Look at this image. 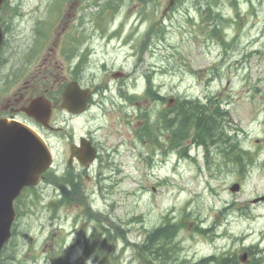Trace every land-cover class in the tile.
Segmentation results:
<instances>
[{
	"label": "rangeland",
	"instance_id": "rangeland-1",
	"mask_svg": "<svg viewBox=\"0 0 264 264\" xmlns=\"http://www.w3.org/2000/svg\"><path fill=\"white\" fill-rule=\"evenodd\" d=\"M233 1L179 0L166 18L162 13L168 0L145 4L112 1L116 18L110 17V25L93 19L102 9L92 6V0L10 1L18 12L6 16L10 31L5 51L11 66H19L24 53L32 49L25 45L36 43L35 24L43 15L37 27L42 44L56 24L52 37L63 27L76 29L86 40L80 53L89 57L82 72L83 84L107 85L111 90L101 97V108H94L88 116V129L114 153L112 170L105 174L115 183L103 195L99 191L93 195L90 205L91 212L103 220H118L127 231V241L114 242L103 235L100 244L93 242L103 231L97 221L84 217L83 206L64 207L54 213L50 205L58 198V190L42 183L36 193L25 194L17 203L22 214L15 222V235L3 264H146L135 244L144 240L145 229L152 236L168 222L183 225L169 264H207L200 260L210 257L238 260L252 247L256 249L253 259L262 256L264 264V202L252 204L264 196V0H236L237 8ZM209 8L227 20L222 24L229 42L226 45L219 35L212 34L213 23L207 24ZM109 14H104L105 19ZM154 21L161 23L164 39H154L150 51L139 53L141 35ZM52 47L34 57L35 66L59 61L67 67L60 61L58 49ZM153 69L157 70L154 86L163 95L181 100L205 101L213 96L223 100L222 108L230 114L228 126L235 130L241 147L256 156L246 178L222 155L212 158L208 168L202 148H191L188 153L195 160H184L175 157H181L178 152L163 157L166 143L155 153L148 142L134 145L133 127L141 121L135 114L148 110L153 118L158 112L143 97L146 76ZM120 71L129 76L125 81L129 95L139 97L129 106L119 103L117 96L124 81L120 84L123 79L113 75ZM128 110L131 120L124 115ZM71 125L76 135L87 133L84 119ZM67 130L70 132V126ZM52 137V145L65 153L70 141ZM140 150L154 156L142 160ZM59 161L64 168L66 159ZM239 181L243 183L241 191L232 194L229 188ZM85 187L98 190L96 184Z\"/></svg>",
	"mask_w": 264,
	"mask_h": 264
},
{
	"label": "flooded vegetation",
	"instance_id": "flooded-vegetation-1",
	"mask_svg": "<svg viewBox=\"0 0 264 264\" xmlns=\"http://www.w3.org/2000/svg\"><path fill=\"white\" fill-rule=\"evenodd\" d=\"M72 57L73 52H68L67 54L63 53V60H66L63 62H70ZM1 75L2 85H5V74L1 73ZM127 76V74L123 73V77L121 79H127ZM76 79H78L77 81L81 84L82 79L81 75H79L78 68L71 66L65 68L59 61H51L48 64H41L37 67L33 66L19 69L18 73H12L10 76V80L16 83H14L12 87L7 90V93H2V96L0 95V118L2 117L10 121L17 120L28 123L29 125L40 129L46 139L53 138L52 136L65 140L68 139L70 144L65 153H59V149L51 144L55 163L56 161L58 163V160L63 161L64 158L66 159V166L61 170L59 168L60 172L66 177L74 176L76 181L75 187L68 188L67 192L75 196L85 192L86 195L91 196L97 195L99 191V193L103 195L104 191L108 189V185L105 184V181L108 179L105 172L112 170L111 165L114 163L115 156L113 152L109 153L110 149L106 144L97 141L95 135L96 133L90 132L88 129V116L94 108H101L102 105L91 98L88 102L87 111L83 114H74L60 108L63 92L67 83L75 81ZM16 87L17 91H15ZM91 88L94 93L100 92L97 88ZM128 94H123L121 96L123 97L125 103H129ZM38 97H44L47 99L53 108V114L48 125L49 127H43L35 120L29 118L23 111V109L29 106L33 99ZM156 99L157 98H154V100ZM153 102L160 103V101ZM171 115L172 113L169 111V118ZM81 119H84V128L87 133L76 135L71 123L75 120ZM142 122L145 123V120L138 122L133 129L134 142L140 141L142 136H149L152 139L155 137L153 132H149L148 135H145L147 133L145 132L146 126L145 124L142 125ZM69 126L70 132L67 130ZM69 133H71V136H69ZM157 135L158 138H161L159 133ZM83 139L91 142L97 151L96 160L88 168H83L75 157L72 158L73 149H76L74 144H79ZM59 164H61L60 161ZM94 169H103L99 175L98 181L95 180L98 190H89L85 189V187L80 189L78 180L81 177H85L90 184L93 183V178L90 174ZM107 182L109 183V181Z\"/></svg>",
	"mask_w": 264,
	"mask_h": 264
},
{
	"label": "water",
	"instance_id": "water-1",
	"mask_svg": "<svg viewBox=\"0 0 264 264\" xmlns=\"http://www.w3.org/2000/svg\"><path fill=\"white\" fill-rule=\"evenodd\" d=\"M1 2L2 0L0 4ZM78 91L75 83L67 88L63 96V108L78 112L86 109L87 97L83 100L77 99ZM37 107L39 105L36 103L32 106ZM36 111L31 109L28 113L39 120ZM41 115L44 116L42 112ZM83 147L85 159L91 162L95 157L93 152L88 153V145ZM51 162L48 147L33 129L19 123L0 124V253L11 236V227L16 216L14 201L24 187L40 182L41 174L50 167ZM238 190V185L232 188L233 192Z\"/></svg>",
	"mask_w": 264,
	"mask_h": 264
},
{
	"label": "trees",
	"instance_id": "trees-1",
	"mask_svg": "<svg viewBox=\"0 0 264 264\" xmlns=\"http://www.w3.org/2000/svg\"><path fill=\"white\" fill-rule=\"evenodd\" d=\"M211 12V11H210ZM215 20H220L218 15H214ZM213 35H220L221 30L219 23L214 24ZM150 85V82H148ZM220 100L210 99V106L199 103L198 101H184L177 110V116L174 119H168V113L164 114V128L173 130V137L177 139L176 145L184 146V143L192 138L197 145H203L207 152H210L211 147L223 150V155L230 161L244 168L243 157L247 156L251 160L249 152L239 149L237 143L231 144L235 139L227 136L224 133L222 125L227 112L220 107ZM175 121H178L175 123ZM175 123V124H174ZM175 129V130H174ZM236 152L235 156L232 154ZM220 152V151H219ZM171 226L160 227L150 235L146 242L136 246L138 254L146 264H157L158 255L161 257V264H169V261L174 257L175 245H173L174 235L169 233ZM175 232V229L171 228ZM171 233H174L172 232ZM176 233V232H175ZM149 258V261H148ZM228 261V262H227ZM232 259L222 260L223 264H232Z\"/></svg>",
	"mask_w": 264,
	"mask_h": 264
},
{
	"label": "bare ground",
	"instance_id": "bare-ground-1",
	"mask_svg": "<svg viewBox=\"0 0 264 264\" xmlns=\"http://www.w3.org/2000/svg\"><path fill=\"white\" fill-rule=\"evenodd\" d=\"M204 145V144H203ZM228 262V261H227Z\"/></svg>",
	"mask_w": 264,
	"mask_h": 264
}]
</instances>
